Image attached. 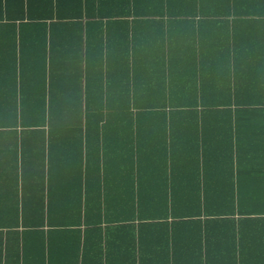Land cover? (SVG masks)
Segmentation results:
<instances>
[{
	"label": "trees",
	"instance_id": "1",
	"mask_svg": "<svg viewBox=\"0 0 264 264\" xmlns=\"http://www.w3.org/2000/svg\"><path fill=\"white\" fill-rule=\"evenodd\" d=\"M0 264H264V0H0Z\"/></svg>",
	"mask_w": 264,
	"mask_h": 264
}]
</instances>
